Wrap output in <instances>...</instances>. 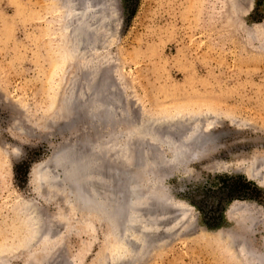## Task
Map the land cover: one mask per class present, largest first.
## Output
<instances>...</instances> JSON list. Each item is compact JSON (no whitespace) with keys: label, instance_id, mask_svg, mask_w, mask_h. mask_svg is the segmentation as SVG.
<instances>
[{"label":"rangeland","instance_id":"rangeland-1","mask_svg":"<svg viewBox=\"0 0 264 264\" xmlns=\"http://www.w3.org/2000/svg\"><path fill=\"white\" fill-rule=\"evenodd\" d=\"M62 1L67 2L0 0V264H264V188L246 175L259 173L264 183V167L250 168L256 161L264 165V0H94L92 6L114 1V7L89 19L78 45L68 42L72 31L57 23ZM82 1L68 26L89 12ZM72 48L78 50L72 54ZM96 99L94 108H102L94 111L90 104ZM193 112L208 113L207 119L221 113L232 122H216L207 138L193 140L195 148L189 143L201 157L173 169L159 159L170 160L169 149L162 147L160 154L158 143L142 137L132 145L134 165L117 158L116 148L95 151L94 144L142 118ZM65 148H73L77 158L90 150L88 156L100 157L83 170L85 177L79 173L63 190L40 187L37 196L32 168ZM144 149L149 153L143 155ZM107 152L115 154L112 159L105 158ZM154 160L164 187L151 186L149 192L182 201L189 223L179 224L182 218L170 236L152 232L147 247L136 249L138 230L144 229L134 222V247L118 258L105 220L94 227L78 222L79 213L89 209L78 203L75 183L91 198L94 186L106 192L111 176L116 194L132 175L120 172L154 167ZM52 169L62 177L61 168ZM24 201L36 207L26 209ZM233 202L251 205L253 213L233 210ZM78 205L85 210L77 211ZM34 212L40 226L31 224ZM169 212L165 223L182 211ZM238 243L249 245L252 254L237 251Z\"/></svg>","mask_w":264,"mask_h":264},{"label":"bare ground","instance_id":"bare-ground-1","mask_svg":"<svg viewBox=\"0 0 264 264\" xmlns=\"http://www.w3.org/2000/svg\"><path fill=\"white\" fill-rule=\"evenodd\" d=\"M77 1H80V0H67V2L66 1H64V2L62 1L61 4H63L64 12L62 11L61 12L62 14L60 16H58V19H57L58 20L57 23L60 25L59 27L61 28V30H66L68 32L70 30L72 31L71 32V35H72L71 36V40H68V42L70 43V41H71V43L73 45L74 44L75 45H78V42H79V40H78L79 37L78 36H79V34H83V33L85 34V32H87L86 29H85V27L86 28H89L90 27V25L87 24V22L89 23V19L92 20L94 18L93 15H97L99 13L100 16H101V13L102 14H105L103 12V11H105V9H107L108 7L110 9H111V7H114V1H111L109 4L108 3H104V1H103V3H104L103 6L104 7L101 6V7L98 8L96 5L99 6L100 5L99 3L101 1L98 2V3H96L97 2V0H96V2H95L96 5L92 6L91 3L94 0H88L89 2H86L87 0H83L82 1V4L83 3L86 4L85 7L89 10V12L88 13L87 12H84L83 17L79 18V20H77V21L74 20V21H76L75 23H73L74 21H72L73 25L68 26V23H69L70 19H72L75 16V14H77L76 11H77V9H79L76 6V2ZM78 5H79V3H78ZM88 10H86V11H88ZM108 17H110V16L109 15H106L104 17L102 16L101 18H103V19L106 20V19H108ZM82 37H83V35H82ZM75 47H77V46H75ZM64 48H65V46H64ZM76 49L75 48H72L71 50L70 49L69 50L73 54V52H76L78 50V49L77 50ZM91 80H92V78H91ZM99 90H101V89H99ZM69 95H70V93H69ZM65 101H66V99H65ZM68 101L69 100H67V104H68ZM96 101H98V99H96L95 101H92V103L90 104V106L94 109V111L102 108V105L101 104H100L101 107H98L97 106L98 107L97 109L94 108L98 104V103L96 104ZM99 101H101V100H99ZM80 102H81V100H80ZM101 102H103V101H101ZM89 109H88V111H89ZM69 111H70V109H69ZM103 111H104V109H103ZM89 112H91V111H89ZM183 114L180 113V115H178V116L171 115L169 117H162V118L159 117V119H156V120L153 119V118H152L153 120H150V118L149 119L142 118V119H144V121H142V119H141L140 122H137V123L134 122L133 125H131L129 128L125 127L121 131L119 129L114 130V132H112L111 134H109L110 135V141L109 140L106 141V140H104L105 139L104 138L103 139L104 140L103 142L99 141V142H97V144H94L95 151L98 152L97 153L98 155H100L99 154L100 153L99 151H101V150H99V151H97V150L100 149V147L102 148L103 147L102 145H104V147L105 146L108 147L109 149L110 148H116L117 150L115 152H117V154L116 155L113 154L112 156L115 155L117 158L122 157L120 159H123L124 158L125 161L126 160H129L128 161V164L131 165V163H132L134 165L133 159H134L135 156H133V155L136 154V152L133 149V146H136L134 144V142H135V140L137 138L142 137L143 139L145 138V139H148V140L152 141L153 144L154 143H156V144L158 143V145L160 147V150H159L160 154L162 152V147H166V148L169 149V152L171 154L169 156L170 160L168 158H167L168 160H166L165 157H164V155H161L159 157V159H161L162 160L161 162H163V163H167V162L168 163H172V165H171L172 167L171 168L173 169V167H177V165L179 163L183 162L184 160L198 159L199 157H201L202 154L200 155L201 152H200L199 149L198 150L197 149H195V150L194 149L193 150L188 149V148H190V145H191L192 148L194 147V146H192L193 145V140H196L197 141V139H199V138H207L208 137L207 136L208 135V132L210 130H212V128H213V126L215 125L216 122H220V121L232 122V117L230 119V117H225L221 113H216V114L210 113V115H209L210 118L209 119H207L208 113H205V112H200V113L193 112L190 115L186 114L185 116H182ZM169 115H170V113H169ZM211 117H212V119H211ZM163 127H165L164 129H167V127H168V129L170 131H168V130L167 131H164L162 129ZM182 127L184 128V130L181 129ZM180 131H182V132L180 133ZM201 131H204L205 134L202 135L201 134ZM108 139H109V137H108ZM190 141H192V142H190ZM196 141H195V143H197ZM189 143H190V145H189ZM92 148H93V145L91 146V149ZM197 148H199V147H197ZM109 149H108V151H109ZM131 149H133V151L135 152L134 154H132V152H131L132 150ZM88 150H89V148H88ZM152 150L153 149H151V151ZM79 151H80V149L78 150V152ZM91 151L92 150L88 151V153H86V154L89 155V152H91ZM110 151H112V150L110 149ZM142 151H143L142 153L144 155V153H147V152L149 153L150 150L144 149ZM92 154H90V156L86 155L87 157L85 158V160L79 162V166L81 165L82 168H84L85 166H88V164L90 166H92L91 163H93L94 160L98 157V155L94 157V155L96 153L94 155H92ZM68 155H66V154L63 155V157L65 159L63 158V159H61V161H59L58 159H57L58 161L55 160V161H57L56 164H58L57 167L58 168H61L60 169V171L62 173V177L60 176L61 178H64L67 174L69 175L70 172H69L68 168L69 169L70 168L72 169L73 167H75L73 164H74V161H76V159H75L76 156L75 157H71L72 155L71 156H68ZM73 155H74V153H73ZM106 155H108V152H107V154H105V158H106ZM83 156H84V154H83ZM112 156L111 157L109 156V157L112 159ZM99 157H98V159H99ZM130 157H133V159H130ZM78 158H80V156H78ZM130 160H132V161H130ZM151 160H153V159H151ZM110 161H112V160H110ZM115 161H117L116 158H115ZM122 161H124V160H122ZM98 162H99V160H98ZM100 162H101V160H100ZM146 162H148V161H146ZM104 163H105V161H104ZM113 163H115V162H113ZM256 163H257V161H256ZM42 164L43 163L38 164V165H35L32 168V170H31V181L30 182H31V185H32L33 192L37 196H39L40 185H42V184H47L48 185L49 178L56 176L49 169H46V168L45 169L44 168L41 169L42 168L41 167ZM94 164L95 163H93V166H95ZM128 164L127 165L125 164V165L128 166ZM137 164H139V166H138L139 168L142 167V162L139 161ZM156 164H158V163H156ZM156 164H155V160H154V165H155L154 167H153L152 164H150L151 167L146 164L145 168H143L142 171L141 170H138V171H135V172H132V171H129V170L128 171L126 170V172H125V170H123L122 172L119 171L121 173V175H124L126 173H130L132 175L130 176V178H127L128 180L125 182L126 183L125 184L126 186H124L125 188L122 186L123 188L122 189L120 188L121 189L120 192H117L116 194H114L115 192H113L112 191V188H110V184L111 183L109 184V182H108V180H110L109 178L111 177L110 176L108 178V176H109V173L112 170H110V172L107 173L108 176H105V178H102V180L103 179H106V177L108 178V180L105 182V184H107V185L106 186L105 185H102V186H105L106 192L102 189L103 187L100 186L101 189H102V191L105 192V193H101L94 186V182L98 180L97 178H100V175L99 174H102L100 172H98V174L96 173L97 176H95V177H97V178H95L96 180H93L94 182L92 180H89L88 181V183H89L88 185H90V189L94 186V189H93L92 197L91 198H88V197L84 196V194L81 193L82 192V187H81V185L79 183L76 182L75 183V187L73 186L74 189H77L78 190V195H77L78 197H76L78 199L77 200L78 203L81 206L88 207V209H89L88 211L86 210L87 212H85V213H79V216H77L78 217V219H77L78 222L80 223V225H82L81 227H83L84 225H88L89 227H92V226L94 227V223L95 222H97L96 223V225H97L98 222L104 223L102 220H105L108 223V225L106 223H104L105 224V227L108 228L106 235L109 236V233H110V235H113L115 237L114 239L117 240V245H118L119 248L114 249V250H116L115 253H116V256L117 257H118V255L120 253H121V256H124V257L127 256L128 257L129 254L132 251V248L134 247V243L133 242H135V241L137 242L136 244L139 246V247H136V249L137 248H142L143 246L145 247L147 245V239L149 240V235H150V233L152 234V232L157 234V233H162L164 231V234H165V232H168L167 234H169V236H170L171 234H173V232H176V230L175 231H173V230L176 229L175 226L180 222V220L183 217H187V216H185L186 214L184 213V212H186V210H184V207L186 205L182 201H178V200L172 199V198H171V200H169V199H167L165 197V195H162L161 193H158L157 192L158 189H160V188H162L164 186L162 185V183H160V182H162V180H161L162 177L158 178L157 174L154 173ZM255 164H254V166H253V164L250 165V168L253 167L252 169L256 170V172H261L262 171V168L264 167L263 163H261L262 165H260L259 163H257L258 166H256ZM79 166H78V168H79ZM96 166H97V164H96ZM87 169H88V167H87ZM100 169H101V166H100ZM54 171H55V169H54ZM91 171H90V173L88 171H86L89 176H91V174H92ZM98 171H100V170H98ZM83 172H85V171H82V174L85 177V175H84ZM115 173H117V172L115 171ZM98 175H99V177H98ZM246 175H248L247 177L250 178L251 180H254L257 183L258 186L264 188L263 181H261L260 178H258V176H256V175H260L259 173L258 174L257 173L256 174L254 173L253 175H251V174H246ZM69 176L70 177L72 176V179H75V180L78 179L77 178L78 177L77 175H71L70 174ZM116 177H114V178H116ZM142 177H144L145 183H142L141 182ZM79 178L82 179V177H79ZM90 179H93V177L91 176ZM100 179L97 182H99ZM102 180H101V182L103 183L104 180L103 181ZM81 182H82V180H81ZM101 182H99V183H101ZM95 184H97V183H95ZM121 184H123V183H121ZM85 185L87 187V184H85ZM98 185H100V184H98ZM115 185H116V187H115V190H116L118 184H115ZM151 186H153V187L156 186L158 189L155 187L157 190H152L153 192L151 193V192H149L150 190L148 189ZM106 187H107V189H106ZM87 190H89V189L87 188ZM164 197L166 198V200L164 199ZM71 198H73V197H71ZM30 202H28V201L25 202L24 201L23 203H25L26 209L29 208V209L32 210L33 207H32V205H31ZM153 202H155V203L158 202L157 205L159 207L158 209H160V212H157L158 209H156L155 210L156 212H154L153 213L154 215H153L151 212H145V210H142V211L140 210V206L144 205V207L146 208V206L149 207V205H151ZM165 202L171 203L174 208H176L177 210L182 211L179 215L176 214L178 216H176V215L174 217L173 216H168V220H167L168 222L167 223H165V218L164 217L167 214H170V213H167V212L164 211V209H162L163 206H165ZM138 204H141L140 206H138L139 208L136 207ZM81 206H79L80 208H77L76 210L77 211L78 210H81V211L82 210H85ZM231 208L233 210L236 209V211H239V212H240V210L243 211V212L247 210L246 211L247 212V216L250 214V212L253 211L252 206L249 205V204H247V203L233 202L232 205H231ZM172 210H173V208H172ZM81 211H79V212H81ZM183 213L185 214L184 216H183ZM188 213H189V211H188ZM65 218H68V217H65ZM253 218H254V216H252V220H253ZM30 219H32L31 224L34 225V226H37L40 223L39 220L41 218L39 219V217L37 216V214H35V212H34L33 213V218L30 217ZM188 220H186V218L184 220V218H183V220L181 221L182 223L180 222L179 224L184 225L186 223L183 224V222L184 221L186 222ZM243 220H245V217H244ZM252 220L249 217L247 219L248 224H251L250 222H252ZM137 221H139V222L141 221L140 223L143 224L142 226H143V229L144 230H138L140 232L138 233V236H136V238H135L134 232L136 230V227L134 228V226H136V225H133V224H134V222L136 223ZM238 221H240V220H238ZM140 223L138 225H141ZM188 223H189V221H188ZM40 225H41V223H40ZM40 225H38V226H40ZM142 226H140V227H142ZM34 228H35V231H37V228L36 227H34ZM185 229H186V227H185ZM219 233H222V231H220ZM132 236H133V238H135V241L133 240ZM165 236H166V234H165ZM226 236L228 238H231L232 239V242H236L234 240V238L229 237V235H227V234H226ZM237 242H239V241H237ZM244 243H241V244L238 243L240 245L236 247L237 248V251H240L242 253H251V250L249 248H247V247H249V245L244 244ZM245 245H247V246H245ZM136 249L134 251H136ZM253 254L256 255L255 253H253ZM261 257L262 256H260V254L257 255V258H258L257 260L261 261V259H260ZM118 258H120V256Z\"/></svg>","mask_w":264,"mask_h":264},{"label":"water","instance_id":"water-1","mask_svg":"<svg viewBox=\"0 0 264 264\" xmlns=\"http://www.w3.org/2000/svg\"><path fill=\"white\" fill-rule=\"evenodd\" d=\"M71 151V152H70ZM68 155V156H71V157H75V156H73V153H72V149L71 148H65V149H63V150H61V151H59V152H57V153H55L53 156H52V158H50V159H48L46 162H44L43 164H42V168L41 169H49L50 171H52L53 172V167L55 166H57L58 164H56L57 163V161L59 160V161H61V159H63L64 157H63V155ZM87 156H83V157H80V158H77V157H75V159H76V161H74V166L75 167H73L72 169L70 168H68V170H69V175L71 174V175H79V173H82V171L83 170H85L88 166H85L84 168H82L81 167V165L79 166V162H81V161H84L85 160V158H86ZM58 159V160H57ZM65 159V158H64ZM55 160H57V161H55ZM89 165V164H88ZM78 166H79V168H78ZM54 173V172H53ZM55 174V173H54ZM56 175V174H55ZM68 174L64 177V178H61V177H58L57 175L55 176V177H51V178H49V183H48V185L47 184H42V185H40V187H41V189L42 188H46V189H50V190H56V189H58V190H63V186H64V184L65 185H67L68 183H71L72 182V176L70 177ZM65 181H66V183H65ZM158 193H160L159 191H158ZM162 195H164V192H162L161 193ZM166 197V196H165ZM164 197V199L166 200V198ZM167 199H169L170 200V198H167ZM31 203V205H32V207H36V204L34 203V202H30ZM154 203V204H153ZM152 204H151V208H146V209H144L145 210V212H151L152 214L154 213V212H156L155 210L157 209V208H159L158 207V202H153ZM163 204V203H162ZM157 205V206H156ZM157 207V208H156ZM171 208H174L173 207V205L171 204V203H167V202H165V206H163V208L162 209H164V211L165 212H168V211H170L171 210ZM159 211H160V209H158ZM159 211H157V212H159ZM170 213V212H169ZM154 215V214H153Z\"/></svg>","mask_w":264,"mask_h":264},{"label":"trees","instance_id":"trees-1","mask_svg":"<svg viewBox=\"0 0 264 264\" xmlns=\"http://www.w3.org/2000/svg\"><path fill=\"white\" fill-rule=\"evenodd\" d=\"M259 188V187H258Z\"/></svg>","mask_w":264,"mask_h":264}]
</instances>
